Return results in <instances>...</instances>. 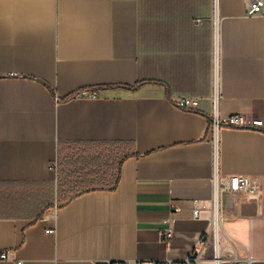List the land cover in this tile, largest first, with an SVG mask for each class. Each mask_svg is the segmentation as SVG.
Listing matches in <instances>:
<instances>
[{"label":"crops","instance_id":"crops-1","mask_svg":"<svg viewBox=\"0 0 264 264\" xmlns=\"http://www.w3.org/2000/svg\"><path fill=\"white\" fill-rule=\"evenodd\" d=\"M211 13L212 0H0V264L183 259L210 227L191 210L215 174L258 179L224 196L221 239L224 256L264 264V6L219 0L216 102ZM233 114L263 125L214 142V115ZM106 149L114 187L62 201L58 161Z\"/></svg>","mask_w":264,"mask_h":264},{"label":"built area","instance_id":"built-area-1","mask_svg":"<svg viewBox=\"0 0 264 264\" xmlns=\"http://www.w3.org/2000/svg\"><path fill=\"white\" fill-rule=\"evenodd\" d=\"M218 3L219 0H212L211 22L214 29V46L212 54V99L214 102L220 97L221 88V55L219 50V34H218ZM263 0H246V14L255 16L263 13ZM201 20L197 19L196 23ZM90 98H97L92 92H83V95ZM180 107H189L190 98H180L176 101ZM261 120H250L243 114H233L227 118H220L214 115L210 121L209 130L212 133L214 142L217 140L218 132L222 127L245 128L250 126H262ZM214 191L208 206H197L194 204L191 214L195 219L201 218L204 210L209 211L210 227L206 230L200 239V245L191 248L187 256L180 260H156L150 264H201L209 262L210 264H250L251 259L239 258L235 253L231 256H224V245L227 244L221 239V225L224 221L223 202L224 196L230 198L236 194L255 193L259 190V181L255 177L244 175L218 176L213 177ZM175 213L182 211V207L178 204L172 205ZM7 253L3 252L1 258H6ZM17 264H22L18 262ZM95 264H138L134 260H101Z\"/></svg>","mask_w":264,"mask_h":264},{"label":"trees","instance_id":"trees-1","mask_svg":"<svg viewBox=\"0 0 264 264\" xmlns=\"http://www.w3.org/2000/svg\"><path fill=\"white\" fill-rule=\"evenodd\" d=\"M115 152L98 150L95 152L78 151L72 157L60 159L65 162L61 170L62 176V201L89 189L100 186H112L119 179V162L114 159ZM62 155V154H60ZM62 160V161H61ZM63 166V165H62Z\"/></svg>","mask_w":264,"mask_h":264},{"label":"rangeland","instance_id":"rangeland-1","mask_svg":"<svg viewBox=\"0 0 264 264\" xmlns=\"http://www.w3.org/2000/svg\"><path fill=\"white\" fill-rule=\"evenodd\" d=\"M64 166L65 163H61L60 161H58L57 163V166H58V170H57V174H58V180H57V187H58V190H61V186H62V177L60 178V176H62V173H61V166Z\"/></svg>","mask_w":264,"mask_h":264}]
</instances>
